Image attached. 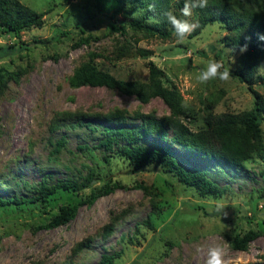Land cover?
I'll use <instances>...</instances> for the list:
<instances>
[{
  "label": "rangeland",
  "instance_id": "374dc122",
  "mask_svg": "<svg viewBox=\"0 0 264 264\" xmlns=\"http://www.w3.org/2000/svg\"><path fill=\"white\" fill-rule=\"evenodd\" d=\"M19 1L43 17L19 38L0 29V196L30 197L31 186L44 178L54 184L92 172L94 188L105 181L122 186L92 205L80 206L72 221L52 229L36 227L48 222L62 204L88 197L91 188L58 192L46 206L0 209V264H100L103 255L116 253L113 264H205L212 243L228 247L234 261L264 264V149L232 164L145 135L142 143L171 147L182 166L206 170L227 189L221 196H201L166 167L134 171L128 160L99 144L107 126L131 128L140 125L141 115L170 116L162 98L142 103L104 86L69 84L88 51L98 54L99 68L121 79L148 81L153 62L162 71L164 85L176 86L182 94L181 120L197 131L205 126L208 113L249 112L259 96L264 104V59L249 85L234 73L241 55L225 43L231 35L225 21L198 26L181 42L176 36L152 37L129 27L125 33H113L109 20L121 25L127 20L123 13L109 17L116 0ZM185 19L200 23L196 9ZM88 35L93 36L90 44L74 45ZM139 49L149 54L143 56ZM211 60L229 68L230 80L198 82ZM261 129L264 145V119ZM61 138L66 143L57 151ZM217 202L226 206L227 216L216 211ZM147 219L153 228L145 225ZM110 222L112 231L104 236ZM249 229L260 236L247 250L233 249L230 241Z\"/></svg>",
  "mask_w": 264,
  "mask_h": 264
},
{
  "label": "trees",
  "instance_id": "16d2710c",
  "mask_svg": "<svg viewBox=\"0 0 264 264\" xmlns=\"http://www.w3.org/2000/svg\"><path fill=\"white\" fill-rule=\"evenodd\" d=\"M254 3H245L241 0H209L205 9H196L200 18L199 28L210 22L222 20L229 27L231 35L226 37L229 46L238 49L251 37L249 50L241 55L239 65L234 73L243 82L251 85L258 71V65L264 59V43L257 40V33H264V0H253ZM117 6L110 14V18L123 13L127 18L124 25L109 20L108 25L113 33L127 32L126 27L142 32L147 36L168 39L176 36L171 25L167 22L164 13L171 11L180 19V10L185 0H116ZM174 4L175 10H173ZM154 5V7H153ZM139 11V12H138ZM138 12V16H132ZM43 13H40L19 0H0V29L9 35L20 37L22 31L41 23ZM83 30V29H81ZM93 36L81 37L74 45L90 44ZM29 45V44H28ZM22 46H20L21 48ZM11 47H6L9 50ZM141 55H148L145 49H139ZM97 53L88 51L84 60L76 66L69 78L72 87L83 85L104 86L118 90L123 94L135 96L142 103H148L154 97L162 98L171 109V115L161 118L150 114L141 115V123L136 127L115 128L107 126L104 129L105 137L100 146L114 150L139 171L150 165H162L175 172L178 178L189 186L195 187L201 196H221L226 188L212 181L206 170L201 168L187 169L176 158L171 147L160 144L151 148L142 143L145 135H154L163 142H170L185 148L205 154L209 158H222L232 164H241L249 159L255 151L264 149L262 144L261 125L264 117V104L261 97L255 108L244 113H208L205 126L194 131L185 124L180 116L185 112L183 97L176 86L167 87L161 77L162 71L153 62L149 63L150 77L146 82L140 80L121 79L112 73L99 68L96 63ZM17 73H14V76ZM84 116V114H79ZM117 117H123L116 114ZM82 118L79 123L82 124ZM57 126V124H55ZM86 125L89 126V123ZM56 128V127H55ZM66 141L61 138L57 143L59 151ZM106 159V156H104ZM264 173V171H263ZM95 172L73 179H61L51 184L46 178L31 186L30 197H3L0 196V209L19 207L24 205L46 206L58 192H80L91 188L88 197L76 200L73 203L62 204L58 212L51 216L48 222L36 228H57L72 221L84 204L92 205L103 195L112 193L122 186L118 181H105L100 187H93ZM198 208H202L197 206ZM145 225L153 228L152 221L147 219ZM113 228V222L104 226V236H108ZM260 236V232L249 229L243 235H236L230 246L236 250H247L251 242ZM116 255H103L100 264H113Z\"/></svg>",
  "mask_w": 264,
  "mask_h": 264
},
{
  "label": "clouds",
  "instance_id": "9594fccd",
  "mask_svg": "<svg viewBox=\"0 0 264 264\" xmlns=\"http://www.w3.org/2000/svg\"><path fill=\"white\" fill-rule=\"evenodd\" d=\"M208 6L209 0H185L183 8L180 10L181 16L189 18L192 16L194 9H205ZM164 16L175 32L177 39L181 42L189 37L199 26L198 23L191 22L189 19L178 18L171 11H166ZM250 40L251 37H246L245 42L239 46V55H244L248 52ZM257 40L264 43V33H257ZM231 76L232 72L229 68H226L222 62L211 60L207 63L204 69L201 70L200 74L197 76V80L202 84H206L212 80L226 82L230 80ZM225 207L226 206L223 203L217 202L216 211L227 216V213L224 212ZM199 251H201V249L198 248L197 252ZM205 264H248V262L239 258L234 261L233 258L229 256L228 247L212 243L207 245Z\"/></svg>",
  "mask_w": 264,
  "mask_h": 264
}]
</instances>
